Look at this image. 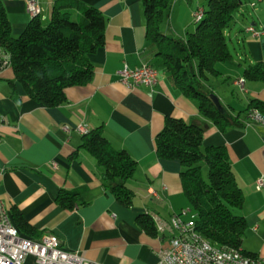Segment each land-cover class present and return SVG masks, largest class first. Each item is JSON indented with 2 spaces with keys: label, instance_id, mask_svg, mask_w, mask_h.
<instances>
[{
  "label": "crops",
  "instance_id": "obj_1",
  "mask_svg": "<svg viewBox=\"0 0 264 264\" xmlns=\"http://www.w3.org/2000/svg\"><path fill=\"white\" fill-rule=\"evenodd\" d=\"M29 1L3 0L15 36L33 19L27 9ZM55 1L39 0L44 22L50 21ZM82 1L98 8L108 20L104 46L90 55L94 66L90 83L68 88L67 100L51 107L27 95L11 64L0 67V196L10 216L17 208L38 234H55L63 249L77 251L91 261L161 264L173 234L159 231L155 222L157 231L150 233L139 217L146 215L154 221L157 215L170 222L173 214L186 209L192 211L183 216L185 220L196 215L184 192L182 163L157 152V135L171 116L203 126L204 148H227L245 195L239 212L246 217L248 230L261 241L254 254L264 257V127L248 118L252 101L264 102V81L247 80L246 91L237 83L245 77L242 63L264 62V35L248 30L264 26V0H247L237 14L236 24L227 32L235 57L218 64L222 75L210 83L234 120L225 131L204 117L198 101L186 96L149 55L143 0ZM200 7L199 3L193 9L196 12ZM184 27L191 29L187 24ZM168 29L167 34L173 33ZM178 33L175 37L187 39L188 33ZM145 63L160 72L156 86L128 87L120 81L119 71L125 64L135 69ZM99 127L114 148L127 151L138 162L127 182L134 192L131 207L104 186L101 167L81 147L85 133ZM62 191L77 195L73 208L58 201ZM23 237L39 240L37 235ZM24 264L38 263L30 255Z\"/></svg>",
  "mask_w": 264,
  "mask_h": 264
},
{
  "label": "trees",
  "instance_id": "obj_2",
  "mask_svg": "<svg viewBox=\"0 0 264 264\" xmlns=\"http://www.w3.org/2000/svg\"><path fill=\"white\" fill-rule=\"evenodd\" d=\"M246 2L207 0L194 14L202 10L201 18L195 19V31L184 40L162 29L173 0H143L149 55L170 73L186 96L198 101L202 115L222 131L234 120L210 83L222 75L218 64L235 57L227 32L236 24L237 14ZM107 24L106 16L95 6L82 0H56L47 25L35 16L23 33L15 36L6 6L0 0V67L9 56L18 81L31 99L51 107L60 105L67 100L68 88L93 80L90 55L104 46ZM242 65L246 81H264V62ZM253 107L264 110V102L253 100L248 111ZM205 132L203 126L167 117L156 138L158 155L182 163V184L196 212L198 232L212 243L247 253L243 243L248 221L239 212L244 207V191L236 180L227 148L203 147ZM81 147L101 167L104 186L120 203L131 207L134 192L127 182L134 176L138 162L127 151L114 148L103 127L85 134ZM58 201L73 208L77 195L62 191ZM11 217L22 236H43L17 208H13ZM139 220L148 232L156 233L153 219L142 215Z\"/></svg>",
  "mask_w": 264,
  "mask_h": 264
},
{
  "label": "built area",
  "instance_id": "obj_3",
  "mask_svg": "<svg viewBox=\"0 0 264 264\" xmlns=\"http://www.w3.org/2000/svg\"><path fill=\"white\" fill-rule=\"evenodd\" d=\"M252 6H256V3H252ZM27 9L32 15L40 16L39 0H30ZM201 14L202 10L196 13L194 18H199ZM248 30L255 36L264 35V26L260 30L255 26H249ZM10 64L9 56H6L3 66ZM119 74L120 81L128 87H154L158 84L160 76L159 70L150 63H145L135 69L125 64ZM237 83L242 91H246L245 85L239 79ZM248 118L264 127V118L259 117L256 107L248 111ZM82 131L86 132L83 129ZM262 186L261 181L259 188ZM191 211L192 209H186L181 213L173 214L170 222L158 216V225H156L158 230L162 232L170 230L173 234L161 264H244L242 255L248 253L243 251L239 252V255H233V259L221 257L220 249L215 248V243L207 240L198 232L197 215L193 214L190 220L183 218ZM30 255L36 257L38 264H102L86 259L77 251L63 249L60 239L55 234L45 233L39 240L21 236L11 219L5 201L0 196V259L7 260V264H24ZM251 255L256 256V264H264L263 256Z\"/></svg>",
  "mask_w": 264,
  "mask_h": 264
},
{
  "label": "rangeland",
  "instance_id": "obj_4",
  "mask_svg": "<svg viewBox=\"0 0 264 264\" xmlns=\"http://www.w3.org/2000/svg\"><path fill=\"white\" fill-rule=\"evenodd\" d=\"M180 2L181 0H173L172 8L162 26V29L164 31H169L168 27L170 26L173 30V33H170V35L172 36L180 35L178 32L193 33L195 31L196 24H195V18L193 16L195 9L193 8H195L199 3L202 5L206 4L207 0H184L182 4H180ZM256 2L259 3L258 0H256ZM49 22L43 21L45 25H47ZM182 23L183 26H181ZM184 24L190 25L191 29L189 31H186ZM230 48L231 51L235 54V47L231 41H230ZM214 79L217 80V78ZM215 83L218 84L217 82ZM218 92L221 95L223 94V90L221 88H218ZM244 99L247 100L246 97H244ZM254 235L255 234L253 232H250V229L249 230L247 229V233L243 243V249H245V251H247V253L249 254L254 253L255 252L254 250H258L260 246V242H261L260 239Z\"/></svg>",
  "mask_w": 264,
  "mask_h": 264
},
{
  "label": "bare ground",
  "instance_id": "obj_5",
  "mask_svg": "<svg viewBox=\"0 0 264 264\" xmlns=\"http://www.w3.org/2000/svg\"><path fill=\"white\" fill-rule=\"evenodd\" d=\"M202 15V14H201ZM35 17L36 15H32ZM197 18L196 20L200 19ZM239 81L245 85L246 79L245 77H241ZM257 114L259 117L264 118V110L257 108ZM154 222L156 225H158V216L154 215ZM215 248L220 249L221 257H225L226 259H233V255H239V252H242L241 249L233 248V247H227V246H221L215 243ZM242 263L244 264H256V256H253L251 254H243L242 255ZM0 264H7V260L0 259Z\"/></svg>",
  "mask_w": 264,
  "mask_h": 264
},
{
  "label": "water",
  "instance_id": "obj_6",
  "mask_svg": "<svg viewBox=\"0 0 264 264\" xmlns=\"http://www.w3.org/2000/svg\"><path fill=\"white\" fill-rule=\"evenodd\" d=\"M219 102V101H218Z\"/></svg>",
  "mask_w": 264,
  "mask_h": 264
}]
</instances>
